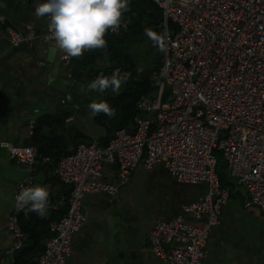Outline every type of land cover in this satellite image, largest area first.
Wrapping results in <instances>:
<instances>
[{
    "label": "built area",
    "instance_id": "1",
    "mask_svg": "<svg viewBox=\"0 0 264 264\" xmlns=\"http://www.w3.org/2000/svg\"><path fill=\"white\" fill-rule=\"evenodd\" d=\"M153 2L161 11L162 34L169 37L167 51L160 57L158 91L136 101L141 114L133 118L130 129H115L103 145L97 139L77 142L56 160L39 156L31 144L8 147V158L29 170L37 157L50 163L68 189L64 211L49 222L50 235L32 264H66L72 236L84 220L83 195H114L138 163L146 170L162 164L178 184H206L203 195L181 203L176 214L150 227L148 246L166 264H201L204 257L208 233L218 223L229 194L215 172V148L226 161L228 174L245 189L244 206L264 215V0ZM0 24L11 47H30L35 39L46 45L55 42L47 17L40 27L27 23L15 29L0 12ZM123 27L122 21L105 36ZM62 55L58 59L70 76L72 58L64 60ZM164 86L169 89L165 101ZM33 124L30 119L29 133ZM104 165L113 168L104 173ZM30 180L27 176L17 181L12 191L13 206L5 222L10 235L7 256L24 243L18 221L23 210L14 205L15 196L29 187Z\"/></svg>",
    "mask_w": 264,
    "mask_h": 264
},
{
    "label": "crops",
    "instance_id": "2",
    "mask_svg": "<svg viewBox=\"0 0 264 264\" xmlns=\"http://www.w3.org/2000/svg\"><path fill=\"white\" fill-rule=\"evenodd\" d=\"M42 2L0 0V12L6 23L15 29H21L27 23L40 27L43 18L36 17L35 7ZM54 43L46 45L35 39L30 47H11L0 24V264H30L33 261L52 221L50 211L62 208L68 193L67 187L55 177L50 163H42L37 157L29 170L8 158L9 145L37 144L43 156L53 160L70 152L85 137L87 120L93 122L91 111L71 109L68 105L66 68L58 59L60 51L53 48ZM30 119L34 120L33 135L28 131ZM39 156L42 155L39 153ZM156 165L158 174L167 175L173 184L176 183L162 164H154L150 169ZM27 176L31 178L29 186L40 185L48 189L50 206L44 217H38L34 212L26 214V209L20 213V224L25 229L24 243L19 251L7 256L4 251L10 244V235L5 222L13 206L12 191L17 181ZM170 188H173L172 184ZM169 191H172V197L164 207L166 216L155 217L147 227H140L123 215L109 201L108 194L85 193L82 197L84 220L72 236L66 264H166L151 252L147 234L156 220L178 212L181 203L175 199V186ZM229 205L227 201L222 207L218 226L223 224ZM221 243L220 239L208 237L201 264H220Z\"/></svg>",
    "mask_w": 264,
    "mask_h": 264
},
{
    "label": "trees",
    "instance_id": "3",
    "mask_svg": "<svg viewBox=\"0 0 264 264\" xmlns=\"http://www.w3.org/2000/svg\"><path fill=\"white\" fill-rule=\"evenodd\" d=\"M122 21L124 27L119 33L105 36L106 48L85 51L81 57L72 58L68 66L71 78L81 82L85 89L82 93L75 92L77 94L73 93L70 96L69 102L74 108L90 111L88 104L96 100L106 101L115 109L116 114L113 117L103 113L93 116V122L102 125L106 130L105 135L97 138L101 145L107 142L115 129H130L133 118L141 114L136 108V101L141 97L154 96L161 84L159 65L162 52L153 46L146 34V29L162 34L160 9L153 0H129V8L123 14ZM117 69L121 75L130 74L127 82L121 85L119 94L113 93L110 88L104 93L87 90L88 83L98 75L102 73L105 76H111ZM167 95L168 89L164 86L162 98H166ZM34 131L35 126H33L32 135ZM33 145L37 148L38 154L43 156L39 151L41 148L37 144ZM64 207L65 205L58 210L50 211L52 220L64 211ZM20 227L25 232L21 224ZM49 235L47 226L45 238ZM42 246L39 247L36 256L40 253Z\"/></svg>",
    "mask_w": 264,
    "mask_h": 264
},
{
    "label": "rangeland",
    "instance_id": "4",
    "mask_svg": "<svg viewBox=\"0 0 264 264\" xmlns=\"http://www.w3.org/2000/svg\"><path fill=\"white\" fill-rule=\"evenodd\" d=\"M64 78L69 83V92L66 94L68 105L73 109L74 107L70 104L69 98L73 93L77 94L75 92H84L82 91L84 86L81 82L74 81L71 76L65 75ZM168 96L169 89L168 95L163 101ZM89 117V114H87V119ZM85 132L86 135L81 138V141L89 142L91 138L95 139L105 135L106 130L102 125L89 119L86 123ZM212 153L216 160L215 172L219 183L229 193L220 208V212L225 203L230 202L224 213L223 224L214 225L208 233V237L212 236L215 240L220 239L222 241V255L218 261L220 264H264V215L261 214V217H258L252 208L244 206L247 199L245 189L241 184H236L228 174L227 164L221 152L215 148ZM111 167L104 165L102 171L105 173L112 170L113 167ZM158 171L157 165L150 170H146L138 163L128 182L119 187L114 195H108L112 205L119 208L123 215L130 217L140 227H147L155 217L164 218L163 216H166L167 213L164 207L168 206L172 197V191L169 190H173L174 186L175 199L178 200V204L201 196L206 190L205 183H174V185L167 175L158 174ZM170 184H172V189Z\"/></svg>",
    "mask_w": 264,
    "mask_h": 264
},
{
    "label": "clouds",
    "instance_id": "5",
    "mask_svg": "<svg viewBox=\"0 0 264 264\" xmlns=\"http://www.w3.org/2000/svg\"><path fill=\"white\" fill-rule=\"evenodd\" d=\"M128 8L129 0H43L36 5L35 15L48 18L47 28L55 41L53 48L63 53L62 59L69 60L81 57L85 51L106 48L105 34L109 30L115 32L121 26ZM146 34L160 52L167 51V33L157 34L146 29ZM129 75H121L118 69L111 76L101 73L88 83L87 90L104 93L110 88L119 94ZM87 107L93 116L103 113L113 117L116 114L106 101L93 100ZM14 206L17 211L26 209V214L35 212L43 217L50 206L49 191L40 185L22 187L15 196Z\"/></svg>",
    "mask_w": 264,
    "mask_h": 264
}]
</instances>
